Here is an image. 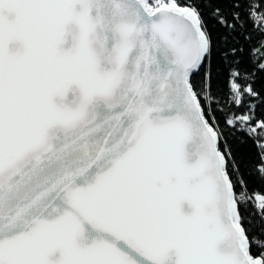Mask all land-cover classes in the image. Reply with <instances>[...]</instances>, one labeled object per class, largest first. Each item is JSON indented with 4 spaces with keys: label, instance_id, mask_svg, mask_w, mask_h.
Listing matches in <instances>:
<instances>
[{
    "label": "snow or ice",
    "instance_id": "1",
    "mask_svg": "<svg viewBox=\"0 0 264 264\" xmlns=\"http://www.w3.org/2000/svg\"><path fill=\"white\" fill-rule=\"evenodd\" d=\"M257 77L264 0H0V264H264Z\"/></svg>",
    "mask_w": 264,
    "mask_h": 264
},
{
    "label": "trees",
    "instance_id": "2",
    "mask_svg": "<svg viewBox=\"0 0 264 264\" xmlns=\"http://www.w3.org/2000/svg\"><path fill=\"white\" fill-rule=\"evenodd\" d=\"M220 7H225V5L221 4ZM203 15L208 23L210 30L213 31L214 39L218 32H222L223 30L219 28L218 25H215V21L210 19L208 16V10L203 8ZM255 39V36H253ZM242 46L245 49L244 57H245V65L247 64V53H248V45L243 44ZM215 71V70H214ZM219 79L218 77L216 78ZM216 81L214 80L213 83V91H216ZM254 87L257 91H264V77H257L254 81ZM229 143L233 148V154L237 158L238 161L241 162V171L245 173V179L248 183V189L250 192L252 191H259L264 193V183H261L260 180L257 179L255 175H250L248 172L249 166L256 160V149L253 146L251 140H247L246 138L241 137L240 139L229 137Z\"/></svg>",
    "mask_w": 264,
    "mask_h": 264
}]
</instances>
